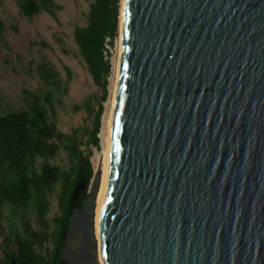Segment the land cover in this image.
<instances>
[{
  "label": "water",
  "instance_id": "water-1",
  "mask_svg": "<svg viewBox=\"0 0 264 264\" xmlns=\"http://www.w3.org/2000/svg\"><path fill=\"white\" fill-rule=\"evenodd\" d=\"M118 30L98 245L93 175L60 264H264V0H122Z\"/></svg>",
  "mask_w": 264,
  "mask_h": 264
},
{
  "label": "trees",
  "instance_id": "trees-1",
  "mask_svg": "<svg viewBox=\"0 0 264 264\" xmlns=\"http://www.w3.org/2000/svg\"><path fill=\"white\" fill-rule=\"evenodd\" d=\"M77 1V0H76ZM120 0H91L87 25L73 29V41L100 98L92 94L73 110L84 108L90 125L66 133L56 124V105L68 90L58 70L42 58L36 72L40 85L20 92L21 108L0 112V264H60L72 206L82 208L93 177L91 156L100 151L103 103L108 97L112 64L103 56L106 37H117ZM19 13L31 18L40 11L55 18L54 0H16ZM0 19V36L3 32ZM93 101L97 102L94 105ZM60 152L65 164L54 162ZM83 189L70 199L76 185ZM56 212L50 217L52 201Z\"/></svg>",
  "mask_w": 264,
  "mask_h": 264
},
{
  "label": "rangeland",
  "instance_id": "rangeland-1",
  "mask_svg": "<svg viewBox=\"0 0 264 264\" xmlns=\"http://www.w3.org/2000/svg\"><path fill=\"white\" fill-rule=\"evenodd\" d=\"M90 1L54 0L60 7L55 11V18L44 11L28 18L19 13L16 0H0V19L4 26L0 36V112L20 109L21 90H33L41 86L36 69L40 60L45 58L58 70L62 81L67 80L65 69L70 71L67 93L60 96L61 104L56 105L58 129L68 133L73 127L83 128L90 125L91 117L84 108L78 111L72 108L75 104L81 105L92 94L100 98V91L87 73L73 41V29L87 25L86 13ZM119 4L121 10L122 0ZM118 37L119 34L116 41ZM114 60L115 57L112 65ZM111 73L113 74V68ZM111 73L108 77L109 94L103 103V113L110 97L113 78ZM93 103L97 104L95 101ZM97 153L98 151L93 150L91 158ZM54 162L65 164L64 153L60 152ZM55 212L56 204L53 200L50 217ZM79 213H83V208L79 209Z\"/></svg>",
  "mask_w": 264,
  "mask_h": 264
},
{
  "label": "bare ground",
  "instance_id": "bare-ground-1",
  "mask_svg": "<svg viewBox=\"0 0 264 264\" xmlns=\"http://www.w3.org/2000/svg\"><path fill=\"white\" fill-rule=\"evenodd\" d=\"M122 18V6L119 14V27L121 24ZM119 31V30H118ZM118 52H119V38L117 40V49L115 60L113 63V78L111 80V92L110 97L105 105V111L101 117V127L99 132L100 139V151L94 155L91 160L94 168V176L98 179L96 188L94 191V203L92 208L93 218L88 226V235H87V243L92 249V252H95L98 245V217L99 212L104 200L105 191H106V183H107V175H108V132H109V118H110V110L112 105V100L115 91L116 85V77H117V65H118ZM83 236L82 230L77 232L69 242L70 250H76L82 243ZM98 264H101L100 260L97 261Z\"/></svg>",
  "mask_w": 264,
  "mask_h": 264
},
{
  "label": "built area",
  "instance_id": "built-area-1",
  "mask_svg": "<svg viewBox=\"0 0 264 264\" xmlns=\"http://www.w3.org/2000/svg\"><path fill=\"white\" fill-rule=\"evenodd\" d=\"M116 49H117V41L114 40V44L111 45L110 38L109 37H106L104 39V42H103V56H104V59L105 60L106 59L109 60L111 64H112V59L116 55Z\"/></svg>",
  "mask_w": 264,
  "mask_h": 264
}]
</instances>
